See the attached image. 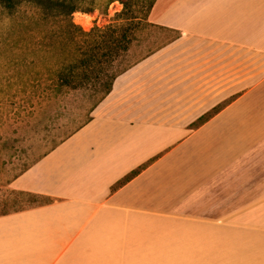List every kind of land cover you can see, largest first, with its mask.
<instances>
[{"label":"crops","instance_id":"1","mask_svg":"<svg viewBox=\"0 0 264 264\" xmlns=\"http://www.w3.org/2000/svg\"><path fill=\"white\" fill-rule=\"evenodd\" d=\"M154 9L179 36L13 181L48 201L0 216V264H264V0ZM139 70L151 86L129 113L113 100ZM184 80L203 90L192 129L149 114L181 110Z\"/></svg>","mask_w":264,"mask_h":264},{"label":"rangeland","instance_id":"2","mask_svg":"<svg viewBox=\"0 0 264 264\" xmlns=\"http://www.w3.org/2000/svg\"><path fill=\"white\" fill-rule=\"evenodd\" d=\"M156 2L84 0L73 18L87 30L95 25L105 27L125 11L127 4L128 9L123 17H133L135 21L131 22L138 24V28L136 39L121 65L133 66L149 54H155L172 44L179 36L174 30L155 23ZM60 27L59 24L43 21L41 11L30 3H23L13 14L0 5V216L48 201L45 196L16 188L13 181L87 123L93 113L85 90H74L50 100L43 96L48 88L38 86V79L49 78L57 71V60L44 44L50 42L49 37L54 32L59 34ZM179 46L169 53L190 54L188 43ZM149 82L139 70L128 81L123 80L119 84L121 89H118L113 102L133 104L126 111L142 113V110H135L134 107L142 102L143 95L149 91ZM170 83L167 81L159 91ZM184 85L181 110H168L166 113L151 111L149 114L181 118L183 123L194 120L203 112L202 109H195L196 102L200 101L199 92L203 93V90L191 86L189 80H184ZM123 107L118 108L124 111ZM202 120L192 121L188 128L192 129Z\"/></svg>","mask_w":264,"mask_h":264},{"label":"trees","instance_id":"3","mask_svg":"<svg viewBox=\"0 0 264 264\" xmlns=\"http://www.w3.org/2000/svg\"><path fill=\"white\" fill-rule=\"evenodd\" d=\"M83 1L0 0V5L13 14L23 3H30L41 11L43 21L61 25L59 34L54 32L50 42L44 44L57 60V71L49 78L38 79V86L48 88L43 96L50 100L85 90L93 111L112 91L117 77L132 66H123L121 62L136 39L138 24L131 22L135 21L133 17H123L128 9L125 4V11L109 25H95L87 30L73 18ZM122 19L125 22H120Z\"/></svg>","mask_w":264,"mask_h":264}]
</instances>
